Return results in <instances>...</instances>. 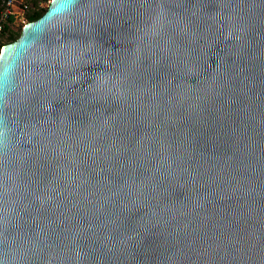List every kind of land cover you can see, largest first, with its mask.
Returning <instances> with one entry per match:
<instances>
[{
	"label": "water",
	"instance_id": "1",
	"mask_svg": "<svg viewBox=\"0 0 264 264\" xmlns=\"http://www.w3.org/2000/svg\"><path fill=\"white\" fill-rule=\"evenodd\" d=\"M0 264H264V0H51L24 24Z\"/></svg>",
	"mask_w": 264,
	"mask_h": 264
},
{
	"label": "built area",
	"instance_id": "2",
	"mask_svg": "<svg viewBox=\"0 0 264 264\" xmlns=\"http://www.w3.org/2000/svg\"><path fill=\"white\" fill-rule=\"evenodd\" d=\"M40 3L41 7L46 6L44 2ZM32 7L34 4L30 0H0V45L6 41L8 35V32H5L6 27L9 25L13 29L15 22L21 25L26 24L27 11ZM12 19L13 22L10 21Z\"/></svg>",
	"mask_w": 264,
	"mask_h": 264
},
{
	"label": "trees",
	"instance_id": "3",
	"mask_svg": "<svg viewBox=\"0 0 264 264\" xmlns=\"http://www.w3.org/2000/svg\"><path fill=\"white\" fill-rule=\"evenodd\" d=\"M47 2L49 0H33L31 2H33L34 4V7L30 8L28 11H27V19H28V22L29 21H34L38 18H40L46 11H47V8L48 6H40V2ZM11 22H13V19L10 20ZM22 28L19 29V31H14L12 28H10V26L8 25L5 29V32L7 31L8 32V35H7V38H6V41L5 43H1L0 45V52H1V48L7 44V43H10V42H13L15 41L21 34Z\"/></svg>",
	"mask_w": 264,
	"mask_h": 264
},
{
	"label": "rangeland",
	"instance_id": "4",
	"mask_svg": "<svg viewBox=\"0 0 264 264\" xmlns=\"http://www.w3.org/2000/svg\"><path fill=\"white\" fill-rule=\"evenodd\" d=\"M30 1H33V0H30ZM42 2H44V1H42ZM44 3L46 4V6H48V5L50 4L49 1L44 2ZM13 26H14V27H13L14 31H19V29H20V28H23L24 25H21V24H19L18 22H15ZM21 30H22V29H21Z\"/></svg>",
	"mask_w": 264,
	"mask_h": 264
}]
</instances>
